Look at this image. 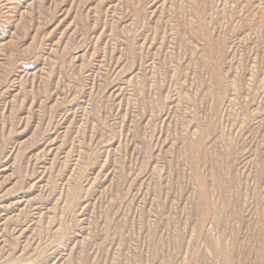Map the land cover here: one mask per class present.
<instances>
[{"label":"rangeland","instance_id":"374dc122","mask_svg":"<svg viewBox=\"0 0 264 264\" xmlns=\"http://www.w3.org/2000/svg\"><path fill=\"white\" fill-rule=\"evenodd\" d=\"M0 264H264V0H0Z\"/></svg>","mask_w":264,"mask_h":264}]
</instances>
